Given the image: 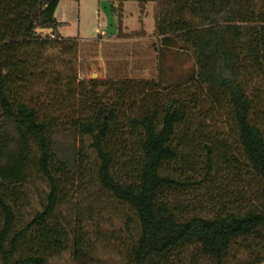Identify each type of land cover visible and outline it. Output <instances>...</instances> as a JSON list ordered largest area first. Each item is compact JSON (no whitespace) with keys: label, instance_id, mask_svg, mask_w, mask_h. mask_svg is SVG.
Here are the masks:
<instances>
[{"label":"trees","instance_id":"trees-1","mask_svg":"<svg viewBox=\"0 0 264 264\" xmlns=\"http://www.w3.org/2000/svg\"><path fill=\"white\" fill-rule=\"evenodd\" d=\"M157 1L158 56L191 49L194 67L86 84L46 51L76 45L59 0H0V264H62L63 251L74 264H227L249 248L246 264H264V0ZM108 206L123 218L111 231L91 222Z\"/></svg>","mask_w":264,"mask_h":264},{"label":"rangeland","instance_id":"rangeland-1","mask_svg":"<svg viewBox=\"0 0 264 264\" xmlns=\"http://www.w3.org/2000/svg\"><path fill=\"white\" fill-rule=\"evenodd\" d=\"M66 2L69 3V8L65 6L62 9L63 15L70 17L73 21L70 33L76 34L82 39L76 38L75 47L67 45L66 42L52 43L47 47V54L53 61L52 66L55 69H64V72L73 69L77 79L86 80L85 83L87 84L88 78L109 79L113 77L160 76L164 81H167L185 75L195 65L191 49L165 48L163 54L158 56L154 20L155 10L159 6L157 0H149L141 4H137L136 0H131L126 3L125 7L123 3H119L116 20L120 31L119 34L115 32L111 36H107L105 32L98 36L100 29L106 27V15L100 7L99 0ZM258 83L262 82L259 81ZM98 89L101 90L102 86L100 85ZM40 97L43 99L42 92H40ZM58 114L59 122L64 123L68 119V112L65 109ZM216 125L222 131L226 129L221 118L217 120ZM58 138L62 142L72 141L83 152L88 151L90 153V148L87 147V136L81 141L79 133L70 134V132L65 131V133L59 134ZM72 197L74 198V194ZM107 208L109 211L105 212L104 215L94 211L91 222L93 224L100 220L99 225L104 230L111 231V229L114 230L123 224V218L118 216L111 206ZM93 209L96 210L97 206ZM88 227L91 228L92 225L88 224ZM103 236H100L101 240L108 239L104 237L112 235L105 234ZM108 240H111L110 243H116L114 238ZM249 250H240L236 255L229 253L227 264H246L249 262ZM101 253L102 258L106 260L117 259V254L112 250ZM54 261L62 264H74L67 251L56 255Z\"/></svg>","mask_w":264,"mask_h":264},{"label":"crops","instance_id":"crops-1","mask_svg":"<svg viewBox=\"0 0 264 264\" xmlns=\"http://www.w3.org/2000/svg\"><path fill=\"white\" fill-rule=\"evenodd\" d=\"M65 1V2H64ZM66 1H70V2H72V3H77V1L78 0H59V2L57 3V6H56V8H55V11H54V14H55V17H56V19L57 20H59V21H61V22H63L61 25H59L58 26V30H59V33L62 35V36H64V37H68V36H75L76 38H81L82 39V37H80V36H78V35H74V34H72V33H70V29H71V23H73V21H72V19L70 18V17H65L64 15H63V7H67V8H69V3L68 2H66ZM111 1V0H110ZM128 1H131V0H124L122 3H123V6L125 7L126 6V3L128 2ZM116 3H118L117 1H116ZM115 3V4H116ZM137 4H141L140 2H138L137 1ZM136 4V5H137ZM132 5V4H131ZM117 18L115 17V20H116ZM117 24H118V22L116 23V26H117ZM118 27H119V25H118ZM79 29V28H78ZM97 29V28H96ZM119 29H120V27H119ZM116 30H117V28H116ZM100 33H103V32H105V29L104 28H102V29H100V31H99ZM87 38H92V37H87ZM83 39H85V38H83Z\"/></svg>","mask_w":264,"mask_h":264},{"label":"water","instance_id":"water-1","mask_svg":"<svg viewBox=\"0 0 264 264\" xmlns=\"http://www.w3.org/2000/svg\"><path fill=\"white\" fill-rule=\"evenodd\" d=\"M100 7L104 11L106 15V27L105 33L107 36H111L116 32V25H115V16L112 9V4L110 0H99ZM93 76H95L93 74Z\"/></svg>","mask_w":264,"mask_h":264}]
</instances>
